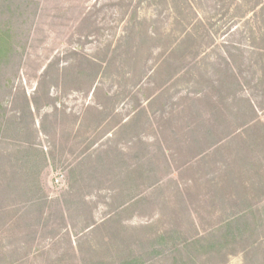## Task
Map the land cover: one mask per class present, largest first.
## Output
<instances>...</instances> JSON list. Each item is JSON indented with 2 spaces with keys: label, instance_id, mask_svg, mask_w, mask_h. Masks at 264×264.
Instances as JSON below:
<instances>
[{
  "label": "rangeland",
  "instance_id": "rangeland-1",
  "mask_svg": "<svg viewBox=\"0 0 264 264\" xmlns=\"http://www.w3.org/2000/svg\"><path fill=\"white\" fill-rule=\"evenodd\" d=\"M38 2L15 83L28 96L58 54L76 48L107 57L123 50L127 32L142 33L137 21L143 18L158 39L153 54L142 49L130 61L119 54L90 92L60 93L49 117L51 135H41L54 159L32 201L10 159L0 158V264L118 261L119 250L136 252L158 235L165 252L153 264H172L174 241L217 226L240 211L242 199L264 218V92L254 97L248 85L237 92L259 105L253 113L234 100L232 86L222 94L208 88L210 81L219 84L225 45L238 53L256 28V17L244 16L245 5H237L244 0ZM188 36L190 46L170 56L169 45ZM197 51L199 61L188 62ZM190 71H206L210 79L195 84ZM218 96L224 100L216 104ZM128 120L135 123L125 126ZM74 166L82 177L72 173ZM6 170L14 180L9 187ZM220 264H244V257L238 253Z\"/></svg>",
  "mask_w": 264,
  "mask_h": 264
},
{
  "label": "trees",
  "instance_id": "trees-1",
  "mask_svg": "<svg viewBox=\"0 0 264 264\" xmlns=\"http://www.w3.org/2000/svg\"><path fill=\"white\" fill-rule=\"evenodd\" d=\"M244 1L245 4L237 5L239 7L245 5L244 16L251 14L256 17V28L251 29L247 40L248 45L236 47L238 53L231 54L229 45H225L227 55L220 54L223 66L215 70L219 74L217 79L219 84L213 85L210 81L211 85L208 88L222 94L225 88L232 86L234 100L240 99L243 101V107L258 113L260 107L253 102L252 97L245 94L244 97L241 94L238 96V93L244 91L247 85L254 97H257L256 94L260 90L264 92V0ZM38 4V0H0V158L7 156V160L10 159L13 176L20 182L23 189L25 188L27 195L31 196V201L34 199L36 190L39 191L41 188L44 168L54 159L53 151H47L42 144L41 135L44 134L47 137L51 135L48 130L49 117H52V112L58 110L60 93L90 92L94 84L104 77V72L109 69V63L115 61L119 54L124 55L127 61L132 60L133 56L142 49L153 54L154 50L151 48L153 42L158 39L155 38L156 32L149 31L148 20L143 18L137 21L143 28L142 33L136 35L133 31L127 32L126 36L122 37L123 50L111 51L110 55L106 53L107 57H95L76 48L70 49L65 55L58 54L43 67L36 87L28 96L24 87L15 83L22 70L26 48L23 41L24 38H28L30 31L28 24L32 16L37 14ZM182 26L186 31L187 25L185 26L183 22ZM137 38L140 41L134 47L133 44ZM191 41L192 38L189 39V36L173 41L168 47L170 56L179 54L182 46L185 44L190 46ZM208 45L211 46V41ZM177 47L179 48L176 49ZM164 53L165 51L162 52ZM198 53L200 52L191 53L193 58L188 62H198L200 59ZM185 60L186 57L182 59V64ZM210 64L216 69L220 67L216 66V63ZM242 66L248 68V78L244 76L245 69ZM183 67L179 68L184 70ZM128 72L130 71L122 74V77H125ZM205 72L190 71L189 81L199 84L205 79H210V75H206ZM219 97L216 104L224 100L222 96ZM104 110L102 109L101 113H104ZM36 116L41 117L39 125H37ZM132 121L135 123L134 120ZM133 122L128 120L124 124L127 126ZM88 155L86 154L85 157ZM99 157L101 160L100 155ZM83 162L80 161L78 165ZM77 167H72V173L76 171L78 176L82 177L84 173L79 172L78 170L81 169ZM5 175L4 179L8 181L9 187L12 178L8 176L7 170ZM241 205L240 211L228 215L217 226L207 229L204 233L174 241L168 248V256L172 264H214L215 262L220 264L238 253L243 255L244 264L264 262L262 212L247 198L242 199ZM159 236L147 240L142 249L136 252L119 250L118 261L100 259L90 261L89 264H153L154 259L165 252L163 245L166 242L164 243L163 240L162 245L157 239Z\"/></svg>",
  "mask_w": 264,
  "mask_h": 264
}]
</instances>
